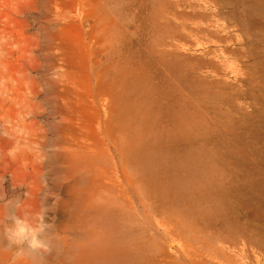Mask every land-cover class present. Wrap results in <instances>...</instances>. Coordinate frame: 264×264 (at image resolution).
<instances>
[{"label":"rangeland","instance_id":"rangeland-1","mask_svg":"<svg viewBox=\"0 0 264 264\" xmlns=\"http://www.w3.org/2000/svg\"><path fill=\"white\" fill-rule=\"evenodd\" d=\"M0 264H264V0H0Z\"/></svg>","mask_w":264,"mask_h":264},{"label":"clouds","instance_id":"clouds-1","mask_svg":"<svg viewBox=\"0 0 264 264\" xmlns=\"http://www.w3.org/2000/svg\"><path fill=\"white\" fill-rule=\"evenodd\" d=\"M17 147L9 149V156L15 157ZM19 205L17 204L16 207ZM10 226L6 227L5 234L10 244L18 246L17 256H20L26 249L33 252L43 250L50 251V241L43 238V233L50 227L45 216L41 213L34 217L35 223L27 216H16L14 213L9 217Z\"/></svg>","mask_w":264,"mask_h":264}]
</instances>
